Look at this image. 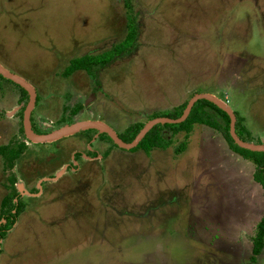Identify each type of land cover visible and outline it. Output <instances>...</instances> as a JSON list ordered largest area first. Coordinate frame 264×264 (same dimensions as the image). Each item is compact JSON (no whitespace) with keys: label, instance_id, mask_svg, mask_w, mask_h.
Returning a JSON list of instances; mask_svg holds the SVG:
<instances>
[{"label":"rangeland","instance_id":"374dc122","mask_svg":"<svg viewBox=\"0 0 264 264\" xmlns=\"http://www.w3.org/2000/svg\"><path fill=\"white\" fill-rule=\"evenodd\" d=\"M130 16L124 54L62 75L72 58L128 47ZM0 64L34 88L36 132L68 114L119 134L208 93L264 142V0H135L131 12L122 0H0ZM19 99L0 79V146H27L10 169L0 156V202L13 175L23 204L0 264H264V247L249 259L264 190L218 131L195 124L148 153L95 130L35 144L20 132Z\"/></svg>","mask_w":264,"mask_h":264},{"label":"trees","instance_id":"16d2710c","mask_svg":"<svg viewBox=\"0 0 264 264\" xmlns=\"http://www.w3.org/2000/svg\"><path fill=\"white\" fill-rule=\"evenodd\" d=\"M123 6L126 7L128 12L132 11L133 5L135 4V0H122ZM134 18L132 16L129 17L127 29L128 33L125 35L126 40L133 42L128 44L125 49L122 51L116 49V47H112L106 51H103L99 54L94 55H84L81 57H75L68 61V65L64 68L62 75L65 77H69L70 75L74 74L75 72L83 71L87 74L92 75L95 71L100 68H104L111 64L112 60L116 57L115 55H122L124 54L128 48H130L134 41H135V32L137 26L134 24ZM115 56V57H114ZM0 79L10 85L16 87L20 94V102L26 103L27 102V93L18 85L14 84L12 81L4 79L0 76ZM186 102L173 107L171 110L166 112H162L159 114H153L151 118L155 117H167L171 119H176L180 117ZM80 106H76L71 109V113L74 114L77 112V109ZM234 113V112H233ZM21 115V112H20ZM235 133L237 136L242 139L243 141H251L249 140V132L242 126L243 117L238 116L235 114ZM71 118L68 116H64L62 119L58 121V124H70ZM195 124L204 125L209 128H212L218 131L224 140L227 143L228 148L242 157L250 161L254 165V173H253V180L258 183L261 188L264 190V153L263 152H251L245 149L239 148L235 145L232 139L229 136L228 129H229V118L227 114L216 107L214 104L207 100H197L191 110L186 117V119L178 124H157L153 126L142 138V140L138 143V145L131 149V151L141 150L148 153L153 148H161L165 149L171 144V139L168 137H172L173 135L184 132L185 138H187V134H189L192 130V127ZM142 122H136L130 127L126 128L122 133H119V138L124 142H130L138 133V131L142 128ZM20 132L23 135L22 125H20ZM45 132H36V134H43ZM100 138H104L109 141V143L117 147L112 143V141L108 138L107 135L101 134ZM91 136L87 137L89 141ZM260 143V142H256ZM26 145L23 142L12 143L11 145H1L0 146V156L2 157L3 163L5 167L11 168L13 166V162L18 161L20 156L23 154V151L26 150ZM184 149V143H181L177 148V152H181ZM176 152V153H177ZM8 186L10 187V192L4 195L0 202V209H1V216L0 220L3 222L0 224V240L6 234L13 223L16 221L17 216L19 215L20 211L23 209V204L20 199L19 193L14 189V176L10 175L7 178ZM16 200V201H15ZM264 247V212L256 224L254 235L251 238V255L249 257L251 262L255 261V258L261 253Z\"/></svg>","mask_w":264,"mask_h":264},{"label":"water","instance_id":"95a60500","mask_svg":"<svg viewBox=\"0 0 264 264\" xmlns=\"http://www.w3.org/2000/svg\"><path fill=\"white\" fill-rule=\"evenodd\" d=\"M0 76H2L4 79L12 81L14 84L21 87L27 93V102H26V105L22 113V129H23L24 137L28 141L35 143V144L51 143L58 139L68 137V136L74 135L82 131L95 130L98 134L107 135L108 138L112 141V143L116 145L118 148L123 149V150H131L138 145V143L142 140L145 134L153 126L157 124H178V123L183 122L188 116L193 104L197 100L203 99V100H207L211 102L212 104H214L216 107H218L219 109H221L227 114L229 118L228 133L235 145H237L241 149H245L251 152H263L264 153L263 143L243 141L237 136V134L235 133V129H234L236 118H235L233 111L226 105L225 102L217 99L216 97L208 93H197V94L192 95L186 102V105L180 117L176 119H171L167 117H155V118L148 120L146 123L143 124L142 128L138 131V133L135 135V137L130 142L122 141L117 135V133L108 125L97 122V121H90V120L72 122L70 124H65L58 128H54L53 130L45 134H36L32 132V130L30 129V120H29L30 113L34 107L35 98H36V93H35L34 88L25 79L10 72L5 67H3L1 64H0ZM91 97L92 95H90L89 100L91 99Z\"/></svg>","mask_w":264,"mask_h":264},{"label":"flooded vegetation","instance_id":"af4514ba","mask_svg":"<svg viewBox=\"0 0 264 264\" xmlns=\"http://www.w3.org/2000/svg\"><path fill=\"white\" fill-rule=\"evenodd\" d=\"M92 95V94H91ZM90 97V96H89ZM89 97H87V99H85L86 101L87 100H89ZM86 101H84L83 102V106H85V103H88V101L86 102ZM25 105H26V103H25ZM25 105H24V107H25ZM74 107H76V105L75 106H73L72 108H74ZM80 108H82V107H79L78 109H77V112L79 111V109ZM84 108H86V107H84ZM23 110H24V108H23ZM23 110H22V113H23ZM71 111V110H70ZM76 112V113H77ZM71 113V112H70ZM76 113H74L73 115H72V117L76 114ZM31 114V113H30ZM66 116H69L68 114L66 115ZM22 119V118H21ZM30 129L32 130V132H34V133H36V131H35V128L33 127V125L31 124V126H30ZM44 131V130H43ZM47 132H49V131H46L45 133H47ZM45 133H43V134H45ZM97 133V132H96ZM98 134V133H97ZM99 135H101V134H99ZM118 135V134H117ZM88 142H90V140L88 141ZM90 153V152H89ZM96 156H98V155H96ZM90 159V158H89ZM92 159V158H91ZM90 159V160H91ZM95 159H96V157H93V160H92V162H94L95 161Z\"/></svg>","mask_w":264,"mask_h":264},{"label":"crops","instance_id":"0c3cea01","mask_svg":"<svg viewBox=\"0 0 264 264\" xmlns=\"http://www.w3.org/2000/svg\"><path fill=\"white\" fill-rule=\"evenodd\" d=\"M250 134V133H249ZM263 144H264V142H263ZM227 148H228V146H227ZM229 149V148H228ZM228 151H231L230 149L228 150ZM232 152V151H231ZM232 153H234V152H232ZM234 154H236V153H234ZM237 155V154H236ZM239 156V155H238ZM242 158V157H241ZM243 159V158H242ZM243 160H246V159H243ZM248 161V160H247ZM250 162V161H249Z\"/></svg>","mask_w":264,"mask_h":264}]
</instances>
